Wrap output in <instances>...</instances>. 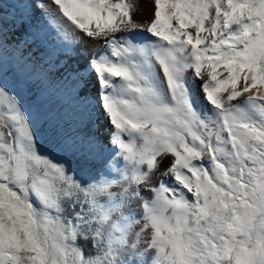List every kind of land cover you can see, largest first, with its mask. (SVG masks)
I'll use <instances>...</instances> for the list:
<instances>
[{"label": "snow or ice", "instance_id": "obj_1", "mask_svg": "<svg viewBox=\"0 0 264 264\" xmlns=\"http://www.w3.org/2000/svg\"><path fill=\"white\" fill-rule=\"evenodd\" d=\"M148 4L0 0V264H264V0Z\"/></svg>", "mask_w": 264, "mask_h": 264}, {"label": "bare ground", "instance_id": "obj_2", "mask_svg": "<svg viewBox=\"0 0 264 264\" xmlns=\"http://www.w3.org/2000/svg\"><path fill=\"white\" fill-rule=\"evenodd\" d=\"M141 5H142V12L136 16V19L142 22L146 18L150 19V6L148 4V0H141ZM165 163H168V161H165Z\"/></svg>", "mask_w": 264, "mask_h": 264}]
</instances>
